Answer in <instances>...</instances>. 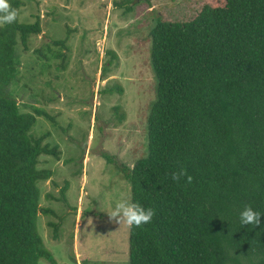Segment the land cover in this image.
<instances>
[{
  "label": "trees",
  "instance_id": "1",
  "mask_svg": "<svg viewBox=\"0 0 264 264\" xmlns=\"http://www.w3.org/2000/svg\"><path fill=\"white\" fill-rule=\"evenodd\" d=\"M9 2L19 10V0ZM131 2L114 5L127 13ZM184 3L179 19L159 15L149 30L156 97L146 154L119 167L132 200L156 210L129 228L127 264H264V216L255 228L240 222L248 205L264 213V0ZM41 32L38 14L0 27V264L56 263L37 230L39 183L53 174L39 158L57 157L56 147L30 132L45 112L22 111L10 94L17 48ZM113 90L122 92H103ZM181 167L191 184L172 180Z\"/></svg>",
  "mask_w": 264,
  "mask_h": 264
},
{
  "label": "rangeland",
  "instance_id": "2",
  "mask_svg": "<svg viewBox=\"0 0 264 264\" xmlns=\"http://www.w3.org/2000/svg\"><path fill=\"white\" fill-rule=\"evenodd\" d=\"M19 1V22L38 14L42 32L27 48L18 46L10 94L22 111L45 112L30 132L58 155L39 158L38 167L53 174L39 183L37 230L55 264H127L129 227L110 221L106 211L122 193L130 195L119 167L146 154L156 97L149 30L159 15L179 19L185 0H136L127 13L114 5L121 0ZM54 50L64 56L53 57ZM117 85L121 93L103 92ZM37 264L50 263L39 258Z\"/></svg>",
  "mask_w": 264,
  "mask_h": 264
},
{
  "label": "clouds",
  "instance_id": "3",
  "mask_svg": "<svg viewBox=\"0 0 264 264\" xmlns=\"http://www.w3.org/2000/svg\"><path fill=\"white\" fill-rule=\"evenodd\" d=\"M18 18V11L12 7L9 0H0V27L16 22ZM172 180L180 182L181 179L186 178V183L193 182V176L188 174L186 168H179L171 175ZM108 213L109 219L112 222L118 223L121 226L127 225L129 228L142 227L150 223L156 215L154 208H145L139 202H134L130 195L121 194L120 198L116 200L114 208ZM264 213L256 211L252 206L248 205L240 213L241 225H251L253 228L261 224V217Z\"/></svg>",
  "mask_w": 264,
  "mask_h": 264
},
{
  "label": "crops",
  "instance_id": "4",
  "mask_svg": "<svg viewBox=\"0 0 264 264\" xmlns=\"http://www.w3.org/2000/svg\"><path fill=\"white\" fill-rule=\"evenodd\" d=\"M110 78H107V79H105L104 81H107V80H109Z\"/></svg>",
  "mask_w": 264,
  "mask_h": 264
},
{
  "label": "water",
  "instance_id": "5",
  "mask_svg": "<svg viewBox=\"0 0 264 264\" xmlns=\"http://www.w3.org/2000/svg\"><path fill=\"white\" fill-rule=\"evenodd\" d=\"M136 0H133L132 3H134Z\"/></svg>",
  "mask_w": 264,
  "mask_h": 264
}]
</instances>
